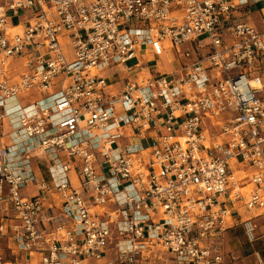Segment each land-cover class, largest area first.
<instances>
[{
	"label": "built area",
	"instance_id": "2783aa9c",
	"mask_svg": "<svg viewBox=\"0 0 264 264\" xmlns=\"http://www.w3.org/2000/svg\"><path fill=\"white\" fill-rule=\"evenodd\" d=\"M6 123L0 264H227L219 238L264 216V0H0Z\"/></svg>",
	"mask_w": 264,
	"mask_h": 264
},
{
	"label": "crops",
	"instance_id": "0c3cea01",
	"mask_svg": "<svg viewBox=\"0 0 264 264\" xmlns=\"http://www.w3.org/2000/svg\"><path fill=\"white\" fill-rule=\"evenodd\" d=\"M259 3H262V2H259ZM255 4H253L252 8H251V10H252L251 14L252 15H256L257 10L262 6V5H260L257 9H255V8L253 9V6ZM169 53L170 52L167 53L168 61L173 63V64L170 68H165V67L161 66L166 71H171V70L178 68V66L181 62L180 57H178L174 52L173 53H174L175 60L174 59L171 60ZM161 60H162V58H161ZM161 60L159 61L160 63H161ZM161 65H162V63H161ZM136 70L137 69H133L129 73L132 74ZM129 73L127 71H125L122 67H119V66H113V67H110V68H107L104 70V75L108 79L110 78L111 81L113 80L114 82L117 80H122L127 75H129ZM37 97H38V93L33 92L31 96H22L18 100H19L20 104H26L29 101V99L30 100L36 99ZM9 130H10V128L8 129L7 126L5 125V129L2 131V135H0V140L3 141V143L6 145H10V146L13 145V147L11 148V152L16 153V150L19 147V145L17 143L18 141L15 140L14 136L9 133ZM151 136H152V134H151L150 130H147L145 132V136L144 135L142 136V135H139L136 130H134V129L132 130L131 128L126 127L123 130V135L119 138V140H117V143L122 144V145L141 144L142 146H147L150 144ZM144 142H147V144ZM30 162H31V167L34 170V172L38 178H42V179H46V180L50 179L49 170L47 169L48 166L50 165V163H48L44 158H40V159L31 158ZM36 192H38V190L35 187H27V188L25 187L22 189L21 194L31 195V194H35ZM262 217H264V216H262ZM262 217H260V218H262ZM259 219H256L257 228L259 225ZM263 222H264V218L262 219L261 224H260V232L259 233L256 232L257 239L264 236V223ZM236 226H239V225H236ZM236 226H234V227H236ZM234 227H232V228H234ZM232 228H230V229H232ZM257 228H256V230H257ZM230 229L225 231L223 233V235L219 238V240L221 242V248H222V251L225 255V259H226L227 264H231L232 259L236 260L238 258L241 260V262L252 264L251 263L252 260L250 259L251 255L254 256V264H258V258L259 257L264 260V257L261 255L259 250L252 249V251L249 254L247 253V254H244V256H243L242 255V253L244 252L243 250L238 249V247H235L234 245L232 248H230V246L227 244V242L231 239ZM12 249L13 248H12V243H11L10 238H0V263L9 262V261H12L15 259L14 255L12 253ZM21 261L24 262V259L22 258Z\"/></svg>",
	"mask_w": 264,
	"mask_h": 264
},
{
	"label": "rangeland",
	"instance_id": "374dc122",
	"mask_svg": "<svg viewBox=\"0 0 264 264\" xmlns=\"http://www.w3.org/2000/svg\"><path fill=\"white\" fill-rule=\"evenodd\" d=\"M260 5H262V3H259L257 2L254 6H253V9H257ZM63 49L64 51L66 52L67 56L69 59L72 58V53H73V50H72V47L69 45V43L65 42L63 44ZM174 51H171L169 54H170V57H171V60H175V57H174ZM132 61L129 62V64L131 63ZM161 63H162V66L165 67V68H170L172 66L173 63L169 62L168 61V56L167 55H164L162 57V60H161ZM18 103H19V100H16V99H12V100H9L7 101L6 103V108H12V110L10 109L11 113L14 112V108L18 106ZM15 117L17 116V114H14ZM7 126V128L9 129V125L6 123L5 124ZM147 144V142H144ZM53 198H57L56 195H52ZM264 217L260 218L259 219V225H258V228L256 230L257 233L260 232V224H261V221ZM230 237L231 239L227 242V244L230 246V248L233 247V245L235 247H238V249H241L243 250L244 252L242 253V255L244 256V254H249L252 249H256V250H259L261 255L264 257V236L261 237V238H258L256 239L255 241L253 242H249L245 236V233L243 231V228L241 225L239 226H236L232 229H230ZM250 259L252 260V264H254V256L251 255L250 256ZM232 263L231 264H249V263H244V262H241V260L238 258L236 260L232 259L231 260Z\"/></svg>",
	"mask_w": 264,
	"mask_h": 264
},
{
	"label": "bare ground",
	"instance_id": "6f19581e",
	"mask_svg": "<svg viewBox=\"0 0 264 264\" xmlns=\"http://www.w3.org/2000/svg\"><path fill=\"white\" fill-rule=\"evenodd\" d=\"M16 29H17V28H15V30H16ZM26 93L28 94L29 92H26ZM30 95H31V94H30ZM11 116L13 117V119L16 118L13 112H12ZM14 123H16V122H14Z\"/></svg>",
	"mask_w": 264,
	"mask_h": 264
}]
</instances>
